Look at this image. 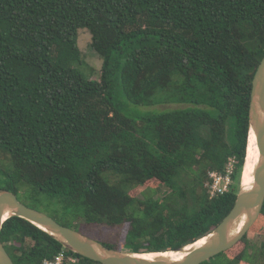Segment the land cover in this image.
Instances as JSON below:
<instances>
[{
  "label": "trees",
  "instance_id": "1",
  "mask_svg": "<svg viewBox=\"0 0 264 264\" xmlns=\"http://www.w3.org/2000/svg\"><path fill=\"white\" fill-rule=\"evenodd\" d=\"M80 28L102 57L100 78L80 68ZM263 57L264 0H0V188L57 198L74 221L49 215L111 248L197 240L241 190ZM165 102L185 106L132 110ZM230 157L234 183L212 197L209 173H224ZM147 182L158 197L131 193ZM247 236L233 257L234 246L200 264H264V244ZM1 240L15 264L64 249L77 264H104L21 216L5 221Z\"/></svg>",
  "mask_w": 264,
  "mask_h": 264
},
{
  "label": "water",
  "instance_id": "2",
  "mask_svg": "<svg viewBox=\"0 0 264 264\" xmlns=\"http://www.w3.org/2000/svg\"><path fill=\"white\" fill-rule=\"evenodd\" d=\"M255 134L258 165L254 182L241 186L236 202L225 218L209 233L188 244L167 251L162 257L149 258L142 252L108 247L81 231L22 202L11 190L0 188V264H15L1 240L5 221L21 216L58 239L66 248L104 264H200L236 245L258 220L264 206V57L255 72L249 107V136ZM150 253V252H144Z\"/></svg>",
  "mask_w": 264,
  "mask_h": 264
},
{
  "label": "rangeland",
  "instance_id": "3",
  "mask_svg": "<svg viewBox=\"0 0 264 264\" xmlns=\"http://www.w3.org/2000/svg\"><path fill=\"white\" fill-rule=\"evenodd\" d=\"M248 40V39H247ZM92 42V34L87 28H80L79 30V46L82 49V57H83V64L80 65L81 70L88 76L92 78H100L101 74V65H102V57L100 54L91 46ZM247 44L251 48H257L261 43L258 40H255L254 37L250 36V39L247 41ZM180 106H185L179 103H158L154 106H135L132 105V110H137L140 113H149L151 111H158V110H165L169 108H176ZM243 181V179H242ZM241 181V186H242ZM146 186L154 187L155 184L145 183V184H138L132 186L131 193L143 197L146 194H154L155 197H158L159 191H157V187L152 189L147 188ZM19 198L27 203H33L32 205L40 208L46 212L47 214H51L57 216L60 220L63 218L69 219L70 221H74V216L70 213L67 214L62 208L61 203L58 202L57 198H51L46 194H42L38 196L33 192V189L29 186L22 187L18 193ZM39 198V200L37 199ZM76 222V220H75ZM263 220H260L258 224L248 231V240L252 243H255L256 246L260 247L264 244V228H263ZM255 224V223H254ZM245 245L244 242L234 245V248L230 249L226 252V255L229 257H233L234 255L238 254L239 251ZM144 253V252H142ZM241 264H251L244 261Z\"/></svg>",
  "mask_w": 264,
  "mask_h": 264
},
{
  "label": "built area",
  "instance_id": "4",
  "mask_svg": "<svg viewBox=\"0 0 264 264\" xmlns=\"http://www.w3.org/2000/svg\"><path fill=\"white\" fill-rule=\"evenodd\" d=\"M236 157H230L225 172L216 170L210 171V181L208 182L212 197L229 191L234 183L233 172L236 165ZM78 257L69 253L65 249L56 254L53 258H46L43 264H77Z\"/></svg>",
  "mask_w": 264,
  "mask_h": 264
},
{
  "label": "bare ground",
  "instance_id": "5",
  "mask_svg": "<svg viewBox=\"0 0 264 264\" xmlns=\"http://www.w3.org/2000/svg\"><path fill=\"white\" fill-rule=\"evenodd\" d=\"M258 149L255 140V134L252 131L250 136V143L248 145V153L245 161V167L242 176V185L244 188H248L254 182L256 174V168L258 165ZM168 254V252H150L143 253L142 256L149 258L162 257Z\"/></svg>",
  "mask_w": 264,
  "mask_h": 264
}]
</instances>
